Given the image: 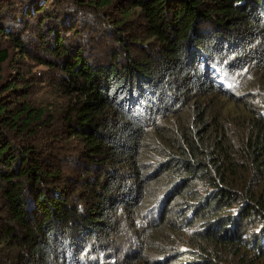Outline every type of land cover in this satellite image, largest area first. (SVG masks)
Here are the masks:
<instances>
[{
  "label": "trees",
  "instance_id": "trees-1",
  "mask_svg": "<svg viewBox=\"0 0 264 264\" xmlns=\"http://www.w3.org/2000/svg\"><path fill=\"white\" fill-rule=\"evenodd\" d=\"M74 1L90 21L18 8L58 109L2 81L0 48V260L264 264V0Z\"/></svg>",
  "mask_w": 264,
  "mask_h": 264
},
{
  "label": "rangeland",
  "instance_id": "rangeland-1",
  "mask_svg": "<svg viewBox=\"0 0 264 264\" xmlns=\"http://www.w3.org/2000/svg\"><path fill=\"white\" fill-rule=\"evenodd\" d=\"M27 1L30 0H0V48H7L9 51V58L3 64L2 81L7 82L16 79L17 83H19L18 87L21 88L22 84H25L27 86L25 88V98L31 105L44 106L51 104L58 109L64 100V92L56 88L58 83L62 82V75L57 67L47 63V58L43 55L39 46H37L39 43L37 42V28L35 25L31 24L30 26L25 23L24 19L19 18L18 8L23 6ZM114 7L112 6L111 9H108L107 14L104 12L103 16L109 17L111 15L110 18H118V14L114 12ZM47 8L55 10L54 15H59L60 17H66L65 13L75 9L79 13L78 17H80V13L82 14L85 19L84 23L90 21L93 15V12L86 7H81L80 10L74 0H58V4ZM102 19L104 20L105 17ZM63 20L61 19V21ZM3 28L6 29L9 35L2 33ZM78 29L81 30V22H78ZM66 36L68 37L67 41H73L77 37V35L75 36V34H69L68 32ZM17 37L22 42L17 43ZM19 44L25 46L23 53L19 50ZM255 80V76L253 78L249 76L247 83H254L253 81ZM74 145V143L71 144L70 148L72 149ZM261 188L263 189L260 192H263L264 184ZM157 213L153 217L151 216V218L154 219ZM257 225L254 228H257ZM247 239L251 240L248 237ZM208 250L210 251V249ZM246 257L245 250H240L237 255L232 253L229 258L233 259L231 264H236L238 259H245ZM0 264H7V262L3 258L0 260Z\"/></svg>",
  "mask_w": 264,
  "mask_h": 264
}]
</instances>
